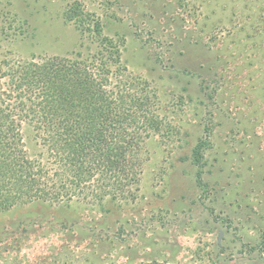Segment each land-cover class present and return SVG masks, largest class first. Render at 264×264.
<instances>
[{
  "label": "rangeland",
  "instance_id": "rangeland-1",
  "mask_svg": "<svg viewBox=\"0 0 264 264\" xmlns=\"http://www.w3.org/2000/svg\"><path fill=\"white\" fill-rule=\"evenodd\" d=\"M74 2L124 39L123 64L155 88L172 134L148 143L134 203L1 213L0 264H264V0H0V28L21 25L0 52L95 50L65 20ZM208 130L201 188L192 154ZM23 136L40 157L27 125Z\"/></svg>",
  "mask_w": 264,
  "mask_h": 264
},
{
  "label": "trees",
  "instance_id": "trees-1",
  "mask_svg": "<svg viewBox=\"0 0 264 264\" xmlns=\"http://www.w3.org/2000/svg\"><path fill=\"white\" fill-rule=\"evenodd\" d=\"M259 18L264 22V14ZM65 20L95 50L29 60L0 52V214L33 203H134L148 143L172 134L155 88L123 64L124 39L106 35L102 20L80 2ZM18 30L5 22L0 34L10 39ZM25 125L42 146L38 158L27 152ZM210 133L192 154L201 188Z\"/></svg>",
  "mask_w": 264,
  "mask_h": 264
}]
</instances>
